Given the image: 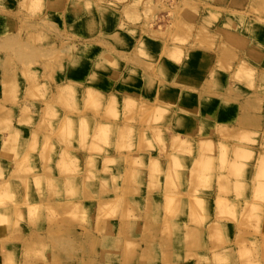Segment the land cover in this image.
Returning <instances> with one entry per match:
<instances>
[{
    "label": "rangeland",
    "instance_id": "374dc122",
    "mask_svg": "<svg viewBox=\"0 0 264 264\" xmlns=\"http://www.w3.org/2000/svg\"><path fill=\"white\" fill-rule=\"evenodd\" d=\"M0 177V264H264V0H0Z\"/></svg>",
    "mask_w": 264,
    "mask_h": 264
},
{
    "label": "bare ground",
    "instance_id": "6f19581e",
    "mask_svg": "<svg viewBox=\"0 0 264 264\" xmlns=\"http://www.w3.org/2000/svg\"><path fill=\"white\" fill-rule=\"evenodd\" d=\"M49 132V131H48ZM94 138V137H93ZM67 167V166H66ZM64 172V171H63ZM255 175V174H254ZM258 177H259V170L257 171V173H256V176H255V178H256V180L258 179Z\"/></svg>",
    "mask_w": 264,
    "mask_h": 264
},
{
    "label": "crops",
    "instance_id": "0c3cea01",
    "mask_svg": "<svg viewBox=\"0 0 264 264\" xmlns=\"http://www.w3.org/2000/svg\"><path fill=\"white\" fill-rule=\"evenodd\" d=\"M4 179H5L4 177H2V178L0 177V182H2Z\"/></svg>",
    "mask_w": 264,
    "mask_h": 264
}]
</instances>
